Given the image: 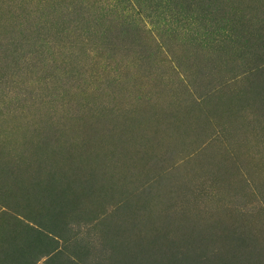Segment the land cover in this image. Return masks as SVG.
Here are the masks:
<instances>
[{"label": "rangeland", "instance_id": "obj_1", "mask_svg": "<svg viewBox=\"0 0 264 264\" xmlns=\"http://www.w3.org/2000/svg\"><path fill=\"white\" fill-rule=\"evenodd\" d=\"M49 12L43 0H0V256L16 255L11 245L21 243L12 240L16 225L28 222L17 218L19 208L48 206L50 176H76L78 187L94 178L111 211L116 173L137 186L162 172L147 183L166 187L226 158L249 167L232 182L235 199L242 200L245 176L256 180L245 188L250 208L264 194V67L207 62L203 52L163 44L168 36L155 30L131 38L105 32L107 44L91 54L68 22L81 13ZM45 13L50 22L37 28ZM146 144L158 159H144ZM68 224L58 235L61 248L72 234L90 243L93 230L74 218ZM40 250L27 260L41 256L35 264H47Z\"/></svg>", "mask_w": 264, "mask_h": 264}, {"label": "trees", "instance_id": "obj_2", "mask_svg": "<svg viewBox=\"0 0 264 264\" xmlns=\"http://www.w3.org/2000/svg\"><path fill=\"white\" fill-rule=\"evenodd\" d=\"M43 2L50 12L72 9L74 14L81 13L83 20L68 22L78 31L72 34L82 48L83 39H88L86 52L91 54L107 44L105 32L131 38L155 30L168 36L163 44L203 52L207 62L264 67V0H124L113 5L75 0L69 7L68 3L60 5L61 0ZM50 20L45 13L37 20V28L44 29ZM146 145L144 159L155 157L153 145ZM247 168L239 170L225 158L213 170L195 174L190 182L177 178L166 187L159 185V179L147 183L162 172L145 177L137 186H130L132 178L127 174L116 173L110 190L114 194L111 211L106 207L111 201L105 189L95 188L94 178L78 187L76 176H50L43 191L48 206L39 202L35 208H19L17 218L28 222L16 225L12 240L21 239V243L11 245L17 247L16 255L3 254L0 263L35 264L41 256L32 262L27 258L41 255L43 248L47 264H264V194L256 203L252 200L250 208L247 202L253 196L245 188L256 180L245 176L237 192L242 200L233 197L237 187L232 182L243 177ZM227 182L234 198L230 205L224 204ZM72 218L95 234L90 243L72 234L63 238L68 243L61 248L60 229L67 226L68 230Z\"/></svg>", "mask_w": 264, "mask_h": 264}]
</instances>
